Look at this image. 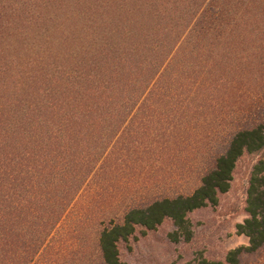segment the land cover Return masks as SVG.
<instances>
[{
    "label": "trees",
    "instance_id": "trees-1",
    "mask_svg": "<svg viewBox=\"0 0 264 264\" xmlns=\"http://www.w3.org/2000/svg\"><path fill=\"white\" fill-rule=\"evenodd\" d=\"M158 1L161 10L157 0H0V115L6 110L0 118V230L6 235L0 240V264H28L38 253L42 239L32 240L24 232L26 215H32L29 208L39 216L45 211L51 216L45 224L52 226L77 201L91 196L96 201L99 192L93 190L100 182L134 171L130 154L138 149L133 144L144 132V117L164 113L159 106L175 94H169L172 72L190 76L185 64L198 59L203 42L199 35L209 33L210 42L222 36L227 21L220 12L214 16L211 7L216 1ZM167 3L176 10L173 25L191 23L175 48L172 37L165 42L147 40L152 35L142 24L127 23L129 32L119 24L129 14L146 13L149 20L164 10L170 13ZM110 36L116 43L113 39L114 47L107 49ZM99 56L109 57L118 71L105 75L95 61ZM161 66L156 94L148 86ZM17 84L16 91L23 90L24 96L17 99L13 91L6 100L10 87ZM174 103L172 107L182 112V103ZM242 155L256 156L244 189L245 216L235 225L247 244L227 250L221 260L199 261L242 264L243 254L264 247V99L253 101L241 124L227 132L190 193L127 204L117 217L101 219L95 231L98 259L92 264H127L119 257L120 245H126L135 231L153 230L164 220L173 226L171 241L189 240L187 215L217 203ZM27 239L32 241L25 247ZM46 246L37 255L41 262Z\"/></svg>",
    "mask_w": 264,
    "mask_h": 264
},
{
    "label": "rangeland",
    "instance_id": "rangeland-1",
    "mask_svg": "<svg viewBox=\"0 0 264 264\" xmlns=\"http://www.w3.org/2000/svg\"><path fill=\"white\" fill-rule=\"evenodd\" d=\"M214 1L211 7L214 13L220 12L227 21L223 34L213 42L209 41V33L199 35L200 43L201 40L203 42L198 48V59L185 64L190 76L185 78L183 71L180 75L172 72L169 94H175L166 105L159 106V109L165 110L164 113L144 117V132L141 139L133 144L138 149L130 154L134 161L130 159L129 162H133L134 171L115 174L110 180L100 182L93 190L94 193L99 192L94 195L96 201L92 196L88 201H82L86 207L77 201L65 208L52 226L45 224L51 220L45 211L41 216L39 210V216L38 211L29 208L32 215H26L24 232L32 240H42L38 253L28 264H35L37 259V264L94 263L98 259L95 231L101 219L106 221L117 217L127 204L158 196L190 193L198 184V173L209 163L213 150L219 147L227 132L241 124L253 101L264 99V0ZM171 6L170 3L165 4L170 13L164 10L149 20L146 13L129 14L126 21L122 19L119 24L125 32L130 31L126 30L127 23L142 24L141 27H146L147 33L152 35L147 40L165 42L172 37L175 48L184 41L191 23L185 27L184 22L173 25L176 10ZM158 7L161 10L160 3ZM100 16L103 18L101 13ZM51 26L53 28V24ZM193 38L190 37V40ZM113 39L116 43L115 37L110 36L107 49L114 47ZM104 53L114 56L108 50ZM95 61L107 76L118 71L109 57L99 56ZM162 67H158L148 86L156 94L160 93L161 80L157 79V75ZM118 77L119 74L115 79ZM18 88V84L11 86L6 100L12 98V92ZM177 89L179 96L176 95ZM16 94L18 99L25 92L18 90ZM142 98L143 95L139 97L140 100ZM174 100L182 103V112L172 107ZM12 105L8 106L13 109ZM3 107L6 108V104ZM5 112L2 111L1 119L5 118ZM255 158V155H242L235 163L228 190L218 196L217 203L187 215L191 230L189 240L171 241L168 234L173 226L169 220H164L153 230L144 233L135 231L126 245H120L119 257L127 264H199L201 259L221 260L227 250L246 245V237L236 233L235 225L245 216L242 210L244 189L249 167ZM91 193L88 191L89 196ZM4 234L0 230V240L6 236ZM29 240L24 241L25 247L32 241ZM45 245L47 252L41 254L45 259L41 262V257L37 255ZM241 262L264 264V247L253 254H243Z\"/></svg>",
    "mask_w": 264,
    "mask_h": 264
}]
</instances>
